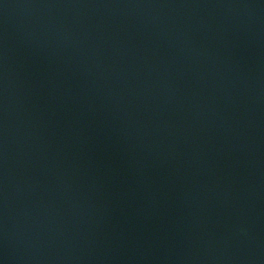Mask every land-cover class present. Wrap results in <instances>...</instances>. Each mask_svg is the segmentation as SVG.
I'll use <instances>...</instances> for the list:
<instances>
[{
    "label": "water",
    "instance_id": "water-1",
    "mask_svg": "<svg viewBox=\"0 0 264 264\" xmlns=\"http://www.w3.org/2000/svg\"><path fill=\"white\" fill-rule=\"evenodd\" d=\"M0 264H264V0H0Z\"/></svg>",
    "mask_w": 264,
    "mask_h": 264
}]
</instances>
